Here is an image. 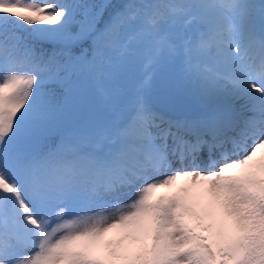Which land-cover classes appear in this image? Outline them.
<instances>
[{"label": "snow or ice", "instance_id": "obj_1", "mask_svg": "<svg viewBox=\"0 0 264 264\" xmlns=\"http://www.w3.org/2000/svg\"><path fill=\"white\" fill-rule=\"evenodd\" d=\"M0 264H264V0H0Z\"/></svg>", "mask_w": 264, "mask_h": 264}, {"label": "rangeland", "instance_id": "obj_2", "mask_svg": "<svg viewBox=\"0 0 264 264\" xmlns=\"http://www.w3.org/2000/svg\"><path fill=\"white\" fill-rule=\"evenodd\" d=\"M81 2L83 3V0H81ZM126 2H128V0H111V1H109V3H126ZM104 3H105V0H104L103 3H101L100 0H94L91 5H101V4H104ZM131 198H132V196L129 195V196L122 197V200L124 202H127Z\"/></svg>", "mask_w": 264, "mask_h": 264}]
</instances>
